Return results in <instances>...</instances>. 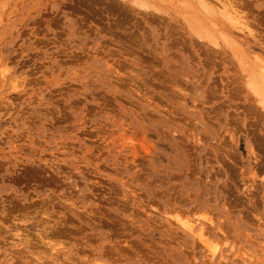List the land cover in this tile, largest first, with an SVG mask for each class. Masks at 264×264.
Segmentation results:
<instances>
[{
    "label": "rangeland",
    "instance_id": "1",
    "mask_svg": "<svg viewBox=\"0 0 264 264\" xmlns=\"http://www.w3.org/2000/svg\"><path fill=\"white\" fill-rule=\"evenodd\" d=\"M199 1L0 0V264H264V0Z\"/></svg>",
    "mask_w": 264,
    "mask_h": 264
},
{
    "label": "bare ground",
    "instance_id": "2",
    "mask_svg": "<svg viewBox=\"0 0 264 264\" xmlns=\"http://www.w3.org/2000/svg\"><path fill=\"white\" fill-rule=\"evenodd\" d=\"M200 1H201V0H200ZM200 1H199V2H200ZM205 3H206V2H205ZM203 5H204V4H203ZM208 5H209V4H208ZM208 5H207V6H208ZM207 6H206V8H207ZM202 7H203V6H202ZM204 8H205V7H204ZM205 10H207V9H205ZM263 72H264V71H263ZM263 72H262V73H263ZM262 76H264V74H262ZM14 84H15V83H14ZM182 226L186 227L187 229H190V227H189L188 224L183 223ZM190 230H191V229H190ZM200 230H201V229H200ZM201 231H202V230H201ZM52 250H53V249H52ZM21 251H22V250H21ZM24 251H25V250H24ZM53 251H54V250H53ZM2 253H3V252H2ZM39 262H40V261H39Z\"/></svg>",
    "mask_w": 264,
    "mask_h": 264
}]
</instances>
